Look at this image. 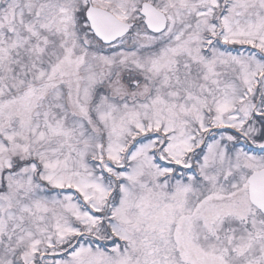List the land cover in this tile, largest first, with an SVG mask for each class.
<instances>
[{
    "label": "snow or ice",
    "instance_id": "1",
    "mask_svg": "<svg viewBox=\"0 0 264 264\" xmlns=\"http://www.w3.org/2000/svg\"><path fill=\"white\" fill-rule=\"evenodd\" d=\"M0 264H264V0H0Z\"/></svg>",
    "mask_w": 264,
    "mask_h": 264
}]
</instances>
